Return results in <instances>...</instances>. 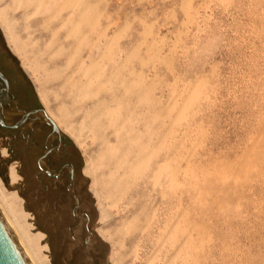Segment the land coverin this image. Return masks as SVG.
<instances>
[{"label":"rangeland","instance_id":"374dc122","mask_svg":"<svg viewBox=\"0 0 264 264\" xmlns=\"http://www.w3.org/2000/svg\"><path fill=\"white\" fill-rule=\"evenodd\" d=\"M0 28L91 209L60 215L39 149L0 133L37 264H264V0H0Z\"/></svg>","mask_w":264,"mask_h":264},{"label":"flooded vegetation","instance_id":"af4514ba","mask_svg":"<svg viewBox=\"0 0 264 264\" xmlns=\"http://www.w3.org/2000/svg\"><path fill=\"white\" fill-rule=\"evenodd\" d=\"M20 71L0 28V133L13 144L39 149L35 164L45 180L46 191L59 197V214L82 222L80 227L88 229L91 209L79 189L76 145L61 129L54 130L48 123L41 101L32 97L24 75L17 74ZM70 175L75 178L71 189L74 195L68 191Z\"/></svg>","mask_w":264,"mask_h":264},{"label":"water","instance_id":"95a60500","mask_svg":"<svg viewBox=\"0 0 264 264\" xmlns=\"http://www.w3.org/2000/svg\"><path fill=\"white\" fill-rule=\"evenodd\" d=\"M44 117L54 130H58L57 124L47 115L45 109H41ZM0 264H30L19 243L10 231L7 223L0 214Z\"/></svg>","mask_w":264,"mask_h":264},{"label":"bare ground","instance_id":"6f19581e","mask_svg":"<svg viewBox=\"0 0 264 264\" xmlns=\"http://www.w3.org/2000/svg\"><path fill=\"white\" fill-rule=\"evenodd\" d=\"M46 112V111H45ZM47 113V112H46ZM48 115V114H47ZM49 116V115H48ZM50 117V116H49ZM51 118V117H50ZM52 119V118H51ZM53 120V119H52ZM54 121V120H53ZM55 122V121H54ZM56 123V122H55ZM12 174L15 175L14 169L12 168ZM0 214L2 216V218L4 219V221L7 223L10 231L12 232L13 236L15 237V239L17 240V242L19 243L21 249L23 250L25 256L27 257L28 261L30 264H37L31 254V252L29 251L28 247L26 246L24 239L22 238V236L20 235L19 231L17 230V228L15 227V225L13 224V222L11 221L10 217L8 216L5 208L3 207V205L0 202Z\"/></svg>","mask_w":264,"mask_h":264},{"label":"snow or ice","instance_id":"6c2138e0","mask_svg":"<svg viewBox=\"0 0 264 264\" xmlns=\"http://www.w3.org/2000/svg\"><path fill=\"white\" fill-rule=\"evenodd\" d=\"M74 171V170H73ZM58 179V177H57ZM75 186V178L74 175H70L68 177V191L70 195H74V193H72L71 189Z\"/></svg>","mask_w":264,"mask_h":264}]
</instances>
